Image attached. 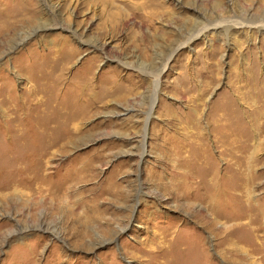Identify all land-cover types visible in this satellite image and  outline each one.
<instances>
[{
    "label": "rangeland",
    "instance_id": "rangeland-1",
    "mask_svg": "<svg viewBox=\"0 0 264 264\" xmlns=\"http://www.w3.org/2000/svg\"><path fill=\"white\" fill-rule=\"evenodd\" d=\"M0 264H264V0H0Z\"/></svg>",
    "mask_w": 264,
    "mask_h": 264
},
{
    "label": "bare ground",
    "instance_id": "bare-ground-1",
    "mask_svg": "<svg viewBox=\"0 0 264 264\" xmlns=\"http://www.w3.org/2000/svg\"><path fill=\"white\" fill-rule=\"evenodd\" d=\"M31 13H30V15H29V21L31 22L30 24H32V23H34V18H31ZM14 18V17H13ZM16 20V19H15ZM14 23H17V25L18 26H20L21 25V20H17L16 22H14ZM13 23V24H14ZM26 23H29V22H26ZM22 26V25H21ZM41 28V27H40ZM203 31V30H202ZM150 112H151V110H150ZM225 113H227V114H225ZM224 114H222L220 117L221 118H223V117H225V116H228L229 114H228V112L226 111ZM221 135H222V138H223V140H225L224 139V136L225 135H227V133L225 134V133H221ZM229 135V134H228ZM223 142V141H222ZM53 145V144H52ZM233 149L231 150V151H227V152H225L224 153V155H226V156H228L229 155V153L232 155V153H233ZM47 152V151H46ZM50 159V158H49ZM49 161V160H48ZM48 164V163H47ZM234 167H235V169L234 170H231V171H229L228 173H227V176H229L228 177V180H229V178H232V177H236L237 178V181H235V182H237V183H235V186H240V184L241 183H243L244 182V176H243V169H242V166H241V161H239V159L238 160H235V162L232 164ZM242 170V171H241ZM227 176L226 175H223L220 179H215V175H214V177L213 176H203V178H200V182L201 183H204V187H205V191H204V194L200 197V198H202L203 199V201H207L208 202V200H211L213 197H215V199H216V201H217V206L218 205H222V203L223 202H221L224 198H223V196H222V194L223 193H221L222 191H223V189H225L226 187H228V186H230L231 185V183L232 182H229V181H227L226 182V180H227ZM248 178V177H247ZM214 180H216L215 182H214ZM225 180V181H224ZM231 186H233V185H231ZM220 191V192H219ZM244 192V191H243ZM140 194L142 195V196H144L145 195V193H142V191H140ZM245 195V194H244ZM222 196V197H221ZM197 197H199V196H197ZM34 200V199H33ZM225 201V200H224ZM219 208H220V206H219ZM223 208V207H222ZM233 209V208H232ZM229 210V209H228ZM233 211V210H232ZM259 227H261V225L259 224ZM256 241V240H255Z\"/></svg>",
    "mask_w": 264,
    "mask_h": 264
}]
</instances>
